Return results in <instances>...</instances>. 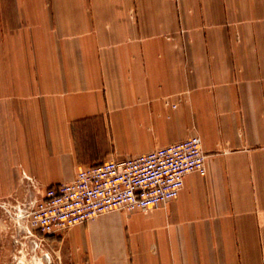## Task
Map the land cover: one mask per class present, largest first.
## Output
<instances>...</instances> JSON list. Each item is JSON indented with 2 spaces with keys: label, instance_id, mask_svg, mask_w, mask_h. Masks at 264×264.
I'll list each match as a JSON object with an SVG mask.
<instances>
[{
  "label": "crops",
  "instance_id": "0c3cea01",
  "mask_svg": "<svg viewBox=\"0 0 264 264\" xmlns=\"http://www.w3.org/2000/svg\"><path fill=\"white\" fill-rule=\"evenodd\" d=\"M193 134L205 175L45 235L58 264H264V0H0L1 190Z\"/></svg>",
  "mask_w": 264,
  "mask_h": 264
},
{
  "label": "built area",
  "instance_id": "2783aa9c",
  "mask_svg": "<svg viewBox=\"0 0 264 264\" xmlns=\"http://www.w3.org/2000/svg\"><path fill=\"white\" fill-rule=\"evenodd\" d=\"M205 159L202 139L193 134L147 152L80 167L71 180L47 186L28 204L27 233L41 243L45 235H59L115 209L155 207L179 194L186 174L205 175Z\"/></svg>",
  "mask_w": 264,
  "mask_h": 264
},
{
  "label": "rangeland",
  "instance_id": "374dc122",
  "mask_svg": "<svg viewBox=\"0 0 264 264\" xmlns=\"http://www.w3.org/2000/svg\"><path fill=\"white\" fill-rule=\"evenodd\" d=\"M21 173L13 187L0 188V264H58L46 243H38L27 233L26 208L42 191L33 187L30 176Z\"/></svg>",
  "mask_w": 264,
  "mask_h": 264
}]
</instances>
